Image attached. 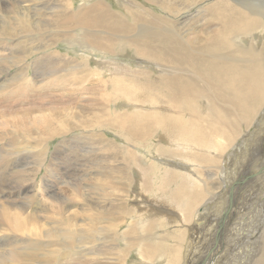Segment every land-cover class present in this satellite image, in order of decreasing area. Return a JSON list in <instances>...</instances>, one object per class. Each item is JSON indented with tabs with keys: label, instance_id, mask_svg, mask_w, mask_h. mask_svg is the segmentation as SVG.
Listing matches in <instances>:
<instances>
[{
	"label": "bare ground",
	"instance_id": "bare-ground-1",
	"mask_svg": "<svg viewBox=\"0 0 264 264\" xmlns=\"http://www.w3.org/2000/svg\"><path fill=\"white\" fill-rule=\"evenodd\" d=\"M39 1L11 0L10 9L0 2L8 18L0 22V109L9 110L0 114V194L9 185L4 168L24 185L0 196V264H193L192 245L213 226L207 207L220 210L226 193L221 174L241 149L235 142L264 108L263 0H112L119 11L105 0H84L77 10L70 0ZM60 41L81 58L35 54ZM120 51L131 53L128 65L109 56ZM93 52L103 55L97 69ZM70 139L100 152L75 188L61 184L75 167L63 152ZM150 152L159 159L145 157ZM41 169L34 188L26 175L18 180ZM134 197L154 204L130 207ZM230 200L211 230L215 244L203 246L210 255L224 251L223 264H247L242 228L253 219L242 218L243 208L229 229L240 198ZM262 236L254 264H264Z\"/></svg>",
	"mask_w": 264,
	"mask_h": 264
},
{
	"label": "rangeland",
	"instance_id": "rangeland-1",
	"mask_svg": "<svg viewBox=\"0 0 264 264\" xmlns=\"http://www.w3.org/2000/svg\"><path fill=\"white\" fill-rule=\"evenodd\" d=\"M10 1L11 0H0V2L2 3V4H5L4 5V7H5V9H10V5H9V3H10ZM60 1V0H59ZM62 1V0H61ZM66 2H67V0H65ZM84 2V0H70V2L74 5L73 7H78V6H80L81 5V3H83ZM106 2H108L109 4H110V6H111V9H114V10H118L119 11V9L115 6V4H113V2H111L112 0H105ZM56 2V0H44V1H42L41 2V0L38 2L40 5H45L46 7H48V6H50V5H52L53 3H55ZM75 2V3H74ZM92 1H90L89 2V4L91 3ZM263 2H264V0H263ZM45 3V4H44ZM8 4V5H7ZM86 4H88V3H86ZM7 5V6H6ZM8 6H9V8H8ZM77 7L75 8L76 10H77ZM39 8H41V6H39ZM43 12H44V10H42ZM156 11L158 12L159 11V9L158 8H156ZM122 12V11H121ZM159 13V12H158ZM5 16V15H4ZM0 22L1 21H5L6 22V19H7V22H8V18L5 16V19L4 18H2L1 16H0ZM138 25H140V24H138ZM140 26H142V25H140ZM264 19H263V24L261 25V29H259L257 32L259 33V34H261V37H263L264 38ZM263 27V28H262ZM137 29L139 30L140 28L137 26ZM136 29V30H137ZM138 30L137 31H133V33L135 34V33H137L138 32ZM36 37H38V36H36ZM31 40H33V39H31ZM45 42V41H44ZM60 43V44H59ZM59 43H57L58 45V47L56 48V47H54V49L51 47V48H49V49H47L46 51H45V53H44V51L43 52H38V53H35V54H37V55H40V56H43V55H47L46 53L47 52H51V51H57L58 53H61V54H65V53H67L68 54V52L70 53L71 51L69 50L70 48L69 47H67L65 44H63V42H59ZM34 46H36V44L34 43ZM56 49V50H55ZM19 50H20V48H15V52L16 53H18L19 52ZM77 53L79 52L78 51V49L76 48V49H74ZM67 51V52H66ZM126 52L128 53V54H130L131 55V53L129 52V51H125V52H123V51H120V52H118V54L116 53V54H114V55H111V54H109V56L111 57V58H117L118 57V61L120 62V64L122 63H124V64H129V62H126L125 63V61L127 60L128 61V58H126V56H128V55H126ZM77 53H73V52H71L70 53V55H73V56H75V57H77V58H81V56L80 55H78ZM122 53H124V54H122ZM0 55H2L1 54V52H0ZM4 55V54H3ZM101 56L103 57V55H99L97 52H93V54H91L90 55V58H88L89 59V61H90V59H91V61H90V64H91V66L92 67H94L95 66V68L97 69V67H99L100 66V64L98 63V60H100L101 59ZM109 56H107V58H109ZM125 56V57H124ZM96 57V58H95ZM131 57V56H130ZM93 59H95V60H93ZM97 59V60H96ZM106 59V58H105ZM96 62V63H95ZM99 64V65H98ZM97 65V66H96ZM131 65H135L134 63H131ZM93 69V68H92ZM102 71H104V72H106V70H102ZM40 72V70H37V72L36 73H39ZM33 72L32 71H29V80L30 81H35L34 80V78H33V74H32ZM104 77H106V76H108L107 75V73L105 74L104 73V75H103ZM33 79V80H32ZM39 87V85L37 86V88ZM78 95L80 94V92H78L77 93ZM44 96H45V92H44V94H43ZM35 97H38L39 99L41 98L40 96H37V95H34L33 97H31V99L33 98V100H31V101H35L34 100V98ZM42 99V98H41ZM43 100V99H42ZM123 105V104H122ZM26 106H28V105H26ZM25 106V107H26ZM118 107V109L117 108H112L113 110L115 109V110H118L119 112H120V110L122 109V108H120L119 106H117ZM24 108V107H23ZM0 114H3V115H5V116H7L8 114H9V110L8 109H0ZM11 114V113H10ZM254 124H252L251 126H249L247 129H246V132L247 133H245V136H244V138H242V139H239V140H237L236 142H235V144L237 145L240 141H242L243 143H241V149H240V151H233V152H231L230 154V156L232 157H229V162L227 163V170H226V173H225V175L224 174H221V184L223 183V185H224V183L225 182H229L228 184H227V187L225 188V191H226V193H224V195H222V198H220V200H222L221 201V206H220V210H217V209H211V208H209V207H207V210H206V212H208V213H206L205 212V214L206 215H208L207 216V218L209 219V221H212V227L211 228H209L208 230H206L205 232H203L202 233V235L200 236V240H199V242H197L196 244H193L192 246L193 247H191V251H192V253H191V256H192V262H193V264H213V262H215L216 261V263H214V264H223L224 263V259L227 257L226 255H224L225 253H224V251H222V252H220L219 254H218V251L217 252H215L214 254H211L210 255V253L209 252H206V249L204 248V246H203V242L205 241V239L207 240V244H206V246H208L209 244H211L210 246H208L209 248L213 245V244H215L214 243V241H212L211 240V238L213 239L214 237H212V231L214 230V232H215V229L219 226V221H221L222 219H221V217H222V215H223V212L225 213V208H224V211L222 210L223 209V207H224V204H225V201H226V208H227V206L228 205H230L231 203V200L230 199H232V198H234V197H236V199L237 198H240V201H239V203H238V206H237V208L239 209H237L236 208V210H235V212H233V215H232V217H234L235 216V218H234V222L229 226V229L232 227V225L235 223V219L236 218H238V216L240 215L241 216V214L242 213H240V212H242L241 210H243V208H244V211H243V215H242V218L244 217V220L245 219H250L249 217H251V219L250 220H252L253 219V221H251V222H253V224H254V226H248V222L246 221V222H244V223H246V226H244L243 225V228H242V230H243V234H247V237L248 238H246V239H244L243 238V241H245L246 243L242 246V254L243 255H245L246 256V254H245V252H247L248 254H247V256L246 257H248V261H246V262H248L247 264H249V260H253V259H255V258H258V255H259V253H258V250H259V246H260V241H261V239H262V233H263V230H264V108H263V111L260 113V115L257 117V118H255V120H254V122H253ZM259 130V131H258ZM254 131V132H253ZM256 132V133H255ZM105 134V136H107V139H109V140H114V135L113 134H107V133H104ZM247 136V137H246ZM71 137V136H70ZM76 140V139H75ZM66 141V140H65ZM118 142H119V140H117ZM76 143V144H75ZM83 143H85L84 145H83ZM57 144V141H53L52 143H51V147L52 148H50L49 149V154H52L53 153V150H54V146ZM68 144H70V146H71V148H69L68 147ZM247 144V145H246ZM53 145V146H52ZM79 146V148H78V146ZM80 145H81V148H80ZM89 145V144H88ZM87 145V141H84V142H82V141H74L73 139H72V142H71V139H70V141H69V143H67V145L65 144V151L63 150V152H64V156L67 154V155H69V153L73 156V159H74V161H75V163H74V165H75V167H73V168H71V169H69L70 171H68V169L66 170V168H67V166H69V164H67L68 162H66L65 163V166H64V168H63V171H65L66 170V172L68 173V174H66V179H62L61 181H64V183L63 182H61V184H63L62 186H64V184L66 183V182H68V184L69 185H71V186H73L74 188L76 187L75 185V183H77V182H81L82 183V177H80L81 176V174L82 173H84V171L82 170L83 168H85V167H91V166H89L88 164L90 163L93 167L94 166H96L98 163H99V155H100V152L99 151H97V149L96 148H98V147H96L95 145H93V143L91 144V147L90 146H88ZM260 145V146H259ZM83 146H84V148H83ZM246 146V147H245ZM250 146H252V147H250ZM87 147V148H86ZM243 147H245V148H243ZM75 149V150H74ZM243 149H244V152L242 153V151H243ZM253 149V150H252ZM34 152H37V150L36 149H32ZM89 151V152H88ZM92 151V152H91ZM254 151V152H253ZM66 152V153H65ZM91 152V153H90ZM98 152V153H97ZM228 152V151H227ZM241 152V153H240ZM250 152V153H249ZM92 154V155H91ZM96 154V155H95ZM98 154V155H97ZM150 155H145V157H147V158H149L150 160H152V162L153 161H155V160H157V159H159V158H157L156 156H155V154H153V156H152V153L150 152L149 153ZM33 155H35V153H33ZM85 156V157H84ZM89 156H91V158L92 159H94L93 161H90L91 160V158L89 157ZM98 156V157H97ZM148 156H150V157H148ZM50 157V156H49ZM84 157V158H83ZM241 157H243L241 160H242V164L241 163H238V160L241 158ZM78 160H77V159ZM86 158V159H85ZM88 158V159H87ZM90 158V159H89ZM146 158V159H147ZM255 159V160H254ZM263 159V160H262ZM98 160V161H97ZM80 161H81V163H80ZM89 161V162H88ZM248 161V162H247ZM28 162V165L25 167L27 170H33L34 169V162H32V160H29V161H27ZM49 162H47L46 164H48ZM85 163H87V164H85ZM60 164H63V162H61ZM234 164V165H233ZM70 165H71V163H70ZM78 165L80 166V167H78ZM242 167H244V168H242ZM232 168V169H231ZM5 170V171H4ZM8 170V171H7ZM76 170V171H75ZM231 171V172H230ZM239 171V172H238ZM8 173V174H6V173ZM12 170L11 169H3V177H5V180L4 181H8V183H9V185H6V189H5V191L3 190V192H4V197H2L1 196V194H0V196L2 197V201H5V199L7 198V199H9V196H7L6 194H5V192L7 193V194H10L11 196H12V193H15V188H16V186L17 187H21V188H23L24 187V185H23V187L22 186H19V185H16V182H13L14 180L13 179H15V176H13L12 175ZM42 172V173H41ZM73 172V173H72ZM228 172V173H227ZM235 172V173H234ZM71 173V174H70ZM28 174H29V171H28V173H19V177H18V180L20 179V178H22V179H24V176H25V180L26 181H28L27 182V184L29 185V186H31L32 188H34V184L36 183V180H37V183L41 180V179H39V178H42V176L44 175V171H43V169H41L40 171H39V173H38V175H37V177L34 179V177H32V181L31 180H28L27 178H29L28 177ZM75 174V175H74ZM134 174V173H133ZM83 175V174H82ZM239 175H242L241 176V178H239ZM41 176V177H40ZM74 178H73V177ZM76 176V177H75ZM134 176H136V173L134 174ZM78 177V178H77ZM80 177V178H79ZM223 177V178H222ZM227 177V178H226ZM67 178H69V179H67ZM139 178L140 177H137L136 176V181H139ZM77 179V180H76ZM229 181H228V180ZM74 180V181H73ZM81 180V181H80ZM258 180H259V183H258ZM11 181V182H10ZM71 181V182H70ZM234 181H235V183H234ZM250 181V182H249ZM22 182H24L25 183V181H22ZM73 182V183H72ZM75 182V183H74ZM157 182V181H156ZM238 182H239V185L240 186H242V185H244V186H242L241 188H239V189H237L236 188V185L238 184ZM253 182H255V183H253ZM20 183V182H19ZM18 183V184H19ZM31 183H32V185H31ZM26 184V183H25ZM254 184V185H253ZM68 185V186H69ZM15 186V187H14ZM61 185L59 184V187H60ZM252 186V187H251ZM12 187V188H11ZM247 187V188H246ZM61 188V187H60ZM245 188V189H244ZM254 188V189H253ZM243 189V192H240L241 190ZM246 189H247V192H245L246 191ZM8 190V191H7ZM29 189H22V190H19L20 192H27ZM240 190V191H239ZM254 190V191H253ZM256 190V191H255ZM239 191V192H238ZM12 192V193H11ZM94 192L95 193H98V191L97 190H94ZM224 192V191H223ZM233 192V193H232ZM235 192V193H234ZM245 192V193H244ZM253 192V193H252ZM254 192H256V193H254ZM240 193H241V195H240ZM258 193H260V194H258ZM29 194H31V193H29ZM223 194V193H222ZM257 194V195H256ZM249 195H251V196H258L259 197V199H258V201H257V203H253L252 204V202L250 203V201H248L247 199L250 197ZM260 195V196H259ZM22 196V195H21ZM50 196H54L53 194H51ZM229 196V197H228ZM228 197V198H227ZM138 197H134V199L132 200L131 199V201L129 202V206L130 207H133L135 204V206L133 207V208H137V209H140V210H143V203H147V201L148 200H143V202H142V200H138V201H136L135 199H137ZM255 201H256V199H254ZM263 201V202H262ZM23 202V201H22ZM22 202H19V203H17V204H19V206L21 205V203ZM136 202H138V204L136 203ZM139 202H142V203H139ZM25 204H27L28 203V200L26 199V201L24 202ZM242 203V204H241ZM147 204H154L153 202H148ZM240 204V205H239ZM247 205H249L250 207H247ZM260 205V206H259ZM139 206V207H138ZM247 207V208H246ZM253 207V208H252ZM19 207H16L15 208V210H17ZM260 209V210H259ZM209 210V211H208ZM214 210H215V212H214ZM227 210H228V208H227ZM254 210V211H253ZM257 212H256V211ZM240 211V212H239ZM248 211V212H247ZM237 212H239V213H237ZM248 214H247V213ZM252 212V213H251ZM262 212V213H261ZM210 213V214H209ZM215 215H214V214ZM247 215H246V214ZM256 213V214H255ZM219 214H220V217H219ZM254 214V215H253ZM258 215V216H257ZM209 216H212V217H209ZM239 216V217H240ZM254 216V217H253ZM255 218V219H254ZM220 219V220H219ZM218 220V221H217ZM261 222V223H260ZM214 223V224H213ZM222 223H225V222H222ZM216 226V227H215ZM260 226V227H259ZM248 227H249V229H248ZM213 228V229H212ZM258 228V229H257ZM212 230V231H211ZM227 230H228V228H227ZM251 231V232H250ZM211 232V233H210ZM207 233H209V235L207 234ZM206 237H205V236ZM202 237V238H201ZM205 237V238H204ZM208 238V239H207ZM203 239V240H202ZM194 240H192L191 242H193ZM202 241V242H201ZM199 243V244H198ZM248 243V244H247ZM192 244V243H191ZM200 245V246H199ZM219 245V247H222V243L220 242V239H218V243H217V246ZM225 247H226V245H224ZM229 246H230V244H229ZM250 247V252H249V249H247L246 247ZM195 247V248H194ZM199 247H201L202 249H200V251L198 252V254H197V251H198V248ZM225 247H223L224 249H222V250H225L226 248ZM193 248V249H192ZM197 249V250H196ZM256 250V251H255ZM232 252V251H231ZM185 253H186V249H185V252L183 253V255H185ZM197 254V255H196ZM202 255V256H201ZM210 255V256H209ZM223 255V258L221 257ZM228 255H230V254H228ZM186 256V255H185ZM197 256H199L198 258H197ZM206 256V257H205ZM213 256V257H212ZM250 257V258H249ZM183 258H185L184 256H183ZM205 258V259H204ZM132 259H134V257L132 258ZM198 260L200 261V262H198ZM208 260V261H207ZM218 260V261H217ZM219 260H220V262H219ZM229 261H230V259L228 258L227 259V262H225V263H229ZM183 262V261H182ZM196 262V263H195ZM207 262V263H206ZM253 261H251L250 262V264H254V263H252Z\"/></svg>",
	"mask_w": 264,
	"mask_h": 264
}]
</instances>
